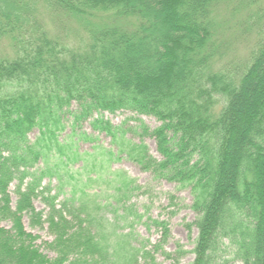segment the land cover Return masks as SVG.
Returning a JSON list of instances; mask_svg holds the SVG:
<instances>
[{
    "label": "trees",
    "instance_id": "trees-1",
    "mask_svg": "<svg viewBox=\"0 0 264 264\" xmlns=\"http://www.w3.org/2000/svg\"><path fill=\"white\" fill-rule=\"evenodd\" d=\"M253 34L245 59H231ZM118 111L160 124L103 115ZM84 121L111 137V156L190 188L191 264H264V0H0V264H156L154 250L180 264L189 250L164 249L166 221L152 220L163 235L150 250L126 229L135 218L106 212H131L127 173L101 160L73 169L91 155L75 140L92 139ZM130 131L154 137L161 157ZM24 214L47 227L53 256Z\"/></svg>",
    "mask_w": 264,
    "mask_h": 264
},
{
    "label": "rangeland",
    "instance_id": "rangeland-1",
    "mask_svg": "<svg viewBox=\"0 0 264 264\" xmlns=\"http://www.w3.org/2000/svg\"><path fill=\"white\" fill-rule=\"evenodd\" d=\"M235 3L237 1H234ZM233 6L230 5L229 8ZM223 9V8H222ZM231 9H224L221 11L219 19L223 21L232 15L229 13ZM46 21L49 24H52V19L50 16H46ZM227 22V20L225 21ZM73 25V32H75V24ZM224 25V23H223ZM53 28V27H52ZM57 28L54 26L53 31ZM255 43V35L244 37L242 40H236L233 45V52H231V59H237L240 57L245 59V55L247 54L248 47H252ZM104 117L110 120L115 125L125 123L124 121L127 119L125 126L128 125H136L139 121L136 119L141 118V120L148 125L151 129L158 126L160 122L154 117L150 115H141L135 114L131 111H118L116 113L104 112ZM132 117V118H131ZM82 130H85L87 133H90L92 139H79L78 141V150L82 154L91 153L90 156H86V161L82 159L81 161L74 163L72 165L73 169L80 168L83 163H88V166H91L95 160H101L98 164L99 166L107 167L109 170H121L127 173L129 180H132L127 187V195H129L126 207H131V212L129 210H118L117 214H115L113 207H109V211H106L109 216H116L119 225L124 224L125 217L128 216L130 219L135 218V222L130 226L127 224L126 229H133L134 231V241L138 244L141 242L144 243L147 248L152 250L154 245L162 239V228L152 222L153 219H158L161 221H166L170 228V237L169 240L164 244V249L170 252H174L179 245H182L185 249L189 250L185 255H183L180 259V264H191L195 259V253L192 251L195 246V240L198 235V230L195 226L191 229L188 227V223L193 222L196 218V213L190 207L192 204V194L189 187L180 188L176 182H171L166 179H157L154 178L152 173L149 171L143 170L137 163L129 160L125 155H119L114 153L112 156L108 154V148L113 147L111 144V137L105 134L104 132H99L91 127L89 121H84L81 126ZM71 128H68L66 132H69ZM37 133L36 130L31 132V137H34ZM128 136L131 137L136 142L144 141V143L148 146L151 154L156 157H161L160 153L157 149V143L154 137L149 135L134 134L133 131L128 133ZM114 152L115 149H113ZM104 168V170H105ZM107 170V169H106ZM110 177V176H109ZM48 179L46 178L45 181ZM44 181V182H45ZM56 183V179H53V184ZM102 186V187H98ZM112 186V184L102 183L97 184L94 187L99 189H103L108 194H115L116 187ZM14 189V183L11 185L10 190ZM13 206L16 202V195L14 192L11 193ZM104 198H107V194L103 195ZM115 204V200H111ZM35 206L37 209H44L45 205L40 200H35ZM134 212L141 214V217H136ZM122 217V218H121ZM23 221L25 227L28 231H32L34 234H38L39 238L37 240L40 249L47 253L50 256L54 254L50 252L46 245L45 241H50L52 236L48 233L47 227L44 229L33 228L29 224V218L26 214L23 216ZM131 223V222H130ZM6 227H11V223L8 221H4L2 223ZM156 260V264H172L173 260L166 257L161 250L153 252ZM226 258H231L232 254H225ZM230 264H241L240 260H231Z\"/></svg>",
    "mask_w": 264,
    "mask_h": 264
}]
</instances>
